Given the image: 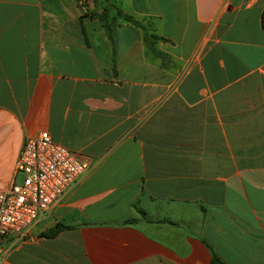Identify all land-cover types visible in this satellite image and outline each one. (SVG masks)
Listing matches in <instances>:
<instances>
[{
	"label": "crops",
	"instance_id": "obj_1",
	"mask_svg": "<svg viewBox=\"0 0 264 264\" xmlns=\"http://www.w3.org/2000/svg\"><path fill=\"white\" fill-rule=\"evenodd\" d=\"M117 5L161 55L78 0H0V187L40 130L88 161L0 264H264V0Z\"/></svg>",
	"mask_w": 264,
	"mask_h": 264
},
{
	"label": "built area",
	"instance_id": "obj_2",
	"mask_svg": "<svg viewBox=\"0 0 264 264\" xmlns=\"http://www.w3.org/2000/svg\"><path fill=\"white\" fill-rule=\"evenodd\" d=\"M87 167L86 159L52 139L46 130L24 138L10 182L0 187V259L7 248L31 237L35 220L53 207Z\"/></svg>",
	"mask_w": 264,
	"mask_h": 264
},
{
	"label": "trees",
	"instance_id": "obj_3",
	"mask_svg": "<svg viewBox=\"0 0 264 264\" xmlns=\"http://www.w3.org/2000/svg\"><path fill=\"white\" fill-rule=\"evenodd\" d=\"M82 5L83 9L80 13V19L82 17L95 18L98 20L99 24L103 27L105 32L108 35L110 41H113L111 24L115 21L117 17H120L124 21H128L142 29V39L144 44L149 48L153 53L157 55H161V52L156 50L151 46L148 39H157L164 38L160 35H157L148 27L147 22H142L135 19L131 14L126 13L121 10V8L117 5L118 0H92L93 6L88 7L85 3V0H78ZM97 1L103 2L101 3V8L98 10L95 7ZM260 25L264 29V7L262 9L260 15ZM112 71H114V67L112 65ZM141 212H143L141 210ZM62 223H56L53 227L47 228L46 230L41 231L39 234L44 236H52L54 235L60 228L66 227ZM206 246L210 252V261L209 264H225L222 259L213 251V249L206 243Z\"/></svg>",
	"mask_w": 264,
	"mask_h": 264
},
{
	"label": "rangeland",
	"instance_id": "obj_4",
	"mask_svg": "<svg viewBox=\"0 0 264 264\" xmlns=\"http://www.w3.org/2000/svg\"><path fill=\"white\" fill-rule=\"evenodd\" d=\"M18 178L20 179V176Z\"/></svg>",
	"mask_w": 264,
	"mask_h": 264
}]
</instances>
